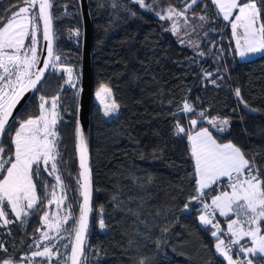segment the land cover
<instances>
[{
	"label": "trees",
	"instance_id": "obj_1",
	"mask_svg": "<svg viewBox=\"0 0 264 264\" xmlns=\"http://www.w3.org/2000/svg\"><path fill=\"white\" fill-rule=\"evenodd\" d=\"M86 1L92 25L93 93L105 84L119 105L117 117L109 120H103L93 100L90 107L93 200L85 242L87 264H139L141 260L144 264H226L215 252L208 228L199 222L198 205L193 203L189 210L184 209L195 194L194 162L187 136L177 134L174 125L179 122L192 132L208 128L218 142L231 141L239 146L264 172V55L240 60L230 50L235 48L230 27L209 32L206 37L195 36L199 43L195 49L182 45L170 31H165L169 21L160 20L133 0ZM52 3L54 46L62 53L66 66L80 70L82 22L78 0ZM160 3L183 7L181 0ZM22 5L24 0H0V23ZM224 23L217 22L219 27ZM77 30L79 36L75 34ZM39 49L40 44L38 53ZM205 72L213 73L212 77L205 79ZM212 79L216 84L211 83ZM62 84L59 74L48 71L41 81L43 87L38 86L41 91L33 92L16 117L37 114L39 95L51 98L60 92L61 119L57 127L64 160L61 170L64 184L72 189L66 204H71L73 215L78 216V95L65 86L61 92ZM237 88L248 105L258 109L256 113L239 103L234 94ZM185 98L195 112L171 115L182 108ZM200 112L205 113V118L199 116ZM213 117L229 119L228 130H211L206 120ZM191 119L197 120L195 128L190 125ZM3 143L9 145L10 137H5ZM44 175L50 184L54 183L47 173ZM38 195L43 196L44 190L38 188ZM47 199L41 214L32 215L23 227L18 222L9 225L11 235L0 228V242L14 258H19L24 245L39 235L36 229L43 226L41 217ZM101 218L104 229L99 226ZM218 219L223 225V220ZM250 259L253 264H264V256Z\"/></svg>",
	"mask_w": 264,
	"mask_h": 264
},
{
	"label": "snow or ice",
	"instance_id": "obj_2",
	"mask_svg": "<svg viewBox=\"0 0 264 264\" xmlns=\"http://www.w3.org/2000/svg\"><path fill=\"white\" fill-rule=\"evenodd\" d=\"M135 3L154 12L160 20L169 21L170 27L165 31H170L181 43L195 49L199 48V43L192 38L193 34L206 37L209 32H222L230 27L231 38L235 42L231 51L241 59L255 54L264 55V0H181L183 7L180 8L162 5L160 0L148 3L135 0ZM209 3L212 8H209ZM52 8V0H24V6L19 7L6 22L0 23V228L11 235L9 225L19 222L23 227L32 215L41 214L45 197L48 205L55 203L58 209L63 207L64 215L42 213L43 227L36 229L39 235L33 236L32 243L28 245L32 249L30 255L14 258L0 242V253H3L0 264H23L24 261L27 264H53L54 260L55 264H87L88 261L85 240L92 211V174L84 131L77 123L75 139L80 171L75 180L83 202L79 205V215L74 216L72 205L65 203L72 189L64 184L61 170L64 160L57 127L61 119L58 111L62 101L60 92L51 98L39 95L38 113L35 115L23 119L13 115L27 92L41 91L37 86L45 80L48 71L53 75L59 74L63 81L61 92L65 85L77 89L79 70L66 66L62 53L54 46ZM196 8L200 10L196 11ZM213 11L215 14L210 15ZM220 20L225 22L223 27L217 24ZM75 34L79 36V30ZM38 36L46 42L43 61L38 53ZM198 55L203 56L204 53L198 52ZM63 73L67 74L66 79ZM212 75L205 72V79ZM211 83L216 84V80L212 79ZM234 94L245 109L252 113L258 111L248 105L240 89L237 88ZM76 95H79V89ZM96 98L103 106L105 117L118 111L119 105L107 85H100ZM180 111L193 113L195 109L185 98L182 108L178 107L177 112L171 115L176 116ZM199 116L205 118V113L200 112ZM208 123L218 132L226 131L229 125L227 119L217 120L215 117L208 119ZM190 125L195 128L197 120L191 119ZM174 128L177 134L187 136L190 157L194 162L195 194L189 197L184 209L189 210L193 203L200 205L196 209L199 222L208 228L215 252L226 264H253L250 255H264V172L255 159L246 157L239 146L231 141L218 142L208 128L192 132L179 122ZM5 137H10L9 145L3 143ZM44 173L54 177L55 183L50 184ZM222 180L224 184H220ZM38 188L44 190L43 196L38 195ZM209 189L211 192L207 191ZM217 213L226 218V230L216 219ZM99 226L105 228L102 218ZM64 233L68 234L67 237ZM63 239H68L70 244L58 246V240ZM61 248L66 251H61ZM139 264H144V260Z\"/></svg>",
	"mask_w": 264,
	"mask_h": 264
},
{
	"label": "water",
	"instance_id": "obj_3",
	"mask_svg": "<svg viewBox=\"0 0 264 264\" xmlns=\"http://www.w3.org/2000/svg\"><path fill=\"white\" fill-rule=\"evenodd\" d=\"M78 6H79L80 17L82 22V39H81V58H80V70H79L80 80H79V95L77 98L76 127H77V123H79V126L84 131L87 137L88 155H89L90 107L93 100V76H92V59H91L92 25H91V18H90L88 6H87V1L78 0ZM40 41L41 43H40L39 54H40V60L43 61L46 58V53L44 52V45L46 42L43 41L42 37L40 38ZM32 94L33 92H27L25 94V97L21 100L20 104L17 105L16 109L13 111L14 116L18 115V113L26 104L28 98ZM75 155H76L77 174H78L80 168H79V154L76 148V139H75ZM92 200H93V193L91 192V201H90L91 208H92ZM82 202L83 200L82 197L80 196V204H82ZM91 216H92V211L88 217V231L90 228ZM87 234H86V238H87Z\"/></svg>",
	"mask_w": 264,
	"mask_h": 264
},
{
	"label": "rangeland",
	"instance_id": "obj_4",
	"mask_svg": "<svg viewBox=\"0 0 264 264\" xmlns=\"http://www.w3.org/2000/svg\"><path fill=\"white\" fill-rule=\"evenodd\" d=\"M133 2H135V0H133ZM22 6H24V5H22ZM21 6V7H22ZM18 10V9H17ZM16 10V11H17ZM15 11V12H16ZM147 11V10H146ZM14 12V13H15ZM148 12H150V13H152V14H154V12H151V11H148ZM182 32H183V29L181 30ZM174 36H176V35H174ZM196 35L195 34H193V36H192V38L194 39V37H195ZM177 37V36H176ZM178 38V37H177ZM38 39L40 40V38H39V36H38ZM184 39L185 40H187L188 39V37H184ZM233 42H234V40H233ZM181 43V42H180ZM40 44V43H39ZM39 44H38V47H39ZM182 45H186L185 43H181ZM234 47H235V42H234ZM238 55V54H237ZM259 56H261L260 54H255V55H250V56H248L247 58H244V59H241L240 57H239V55H238V58L240 59V60H249V59H252V58H256V57H259ZM79 74H80V71H79ZM63 75H64V77H65V79L67 78V74L66 73H63ZM65 87H67V88H69V89H71V90H73L74 92H77V89H79V83H78V85H77V89H73V88H71V87H69V86H67V85H65ZM99 89V88H98ZM97 89V90H98ZM97 90L93 93V101H94V103L98 106V108H99V110H100V112H101V115H102V118H103V120H109V119H111V118H115V117H117V115H118V111L115 113V114H113V115H111V116H109V117H105L104 115H103V106L100 104V102H99V100L96 98V92H97ZM217 119V118H216ZM217 120H223V119H217ZM228 121H229V125H230V120L229 119H227ZM206 123H207V125L210 127V129L211 130H213V131H215V132H217V133H223V132H218L217 130H216V128H214L211 124H209L208 123V119L206 120ZM229 125H228V127H227V130H228V128H229ZM226 130V131H227ZM225 132V131H224ZM52 179H53V181H54V183H55V180H54V177H52V176H50ZM222 181H224V180H222ZM53 183V184H54ZM57 194L59 195L60 194V192H59V189H57ZM65 203H66V201H65ZM208 203H210V202H208ZM45 211L46 212H48V214H49V216H57V215H59V216H62V215H64V209H63V207H61L60 209H58L57 208V205L55 204V203H53V204H51V205H48V203L46 204V209H45ZM218 215V214H217ZM11 218H13L14 219V217H11ZM222 219H225V217H221ZM232 218H235V217H232ZM41 220H42V218H41ZM218 221H219V219H218ZM19 223V222H18ZM42 225H43V221H42ZM221 226L226 230V227H224L222 224H221ZM43 227V226H42ZM44 230H47V229H44ZM53 235H55V233H52ZM64 235H65V237H67V233H64ZM68 239H63V240H58V246L59 245H63V244H65L66 243V241H67ZM62 242H63V244H62ZM30 243L28 242L27 243V245L25 246L24 245V250H23V248H22V250H20L19 251V253H18V257L19 258H22L24 255H30V253H31V251H32V249H30L29 247H28V245H29ZM257 255H259V256H264V255H260V254H257ZM250 257H253V256H249V258ZM23 264H27V261H24L23 262ZM53 264H55V260L53 261Z\"/></svg>",
	"mask_w": 264,
	"mask_h": 264
},
{
	"label": "built area",
	"instance_id": "obj_5",
	"mask_svg": "<svg viewBox=\"0 0 264 264\" xmlns=\"http://www.w3.org/2000/svg\"><path fill=\"white\" fill-rule=\"evenodd\" d=\"M225 183V181H220V184H224ZM208 202V201H207ZM198 205V204H197ZM200 207V205H198V208ZM216 219L218 220V215L216 214ZM222 227V226H221ZM223 228V227H222ZM224 229V228H223ZM225 230V229H224ZM221 238H223V239H227L226 237H224V236H221ZM242 255V254H241ZM235 258V257H234Z\"/></svg>",
	"mask_w": 264,
	"mask_h": 264
},
{
	"label": "crops",
	"instance_id": "obj_6",
	"mask_svg": "<svg viewBox=\"0 0 264 264\" xmlns=\"http://www.w3.org/2000/svg\"><path fill=\"white\" fill-rule=\"evenodd\" d=\"M210 202H211V201H210ZM217 214H218V213H217ZM218 217H219L221 220H223V222H222V223H223V226L226 227V223H224V221L226 220V218H225V219H222L221 216H219V214H218ZM230 218H232V217H230Z\"/></svg>",
	"mask_w": 264,
	"mask_h": 264
}]
</instances>
